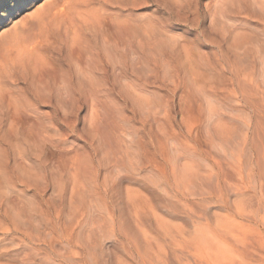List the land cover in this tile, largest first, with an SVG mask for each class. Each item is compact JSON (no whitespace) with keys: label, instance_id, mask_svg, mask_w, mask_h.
<instances>
[{"label":"rangeland","instance_id":"rangeland-1","mask_svg":"<svg viewBox=\"0 0 264 264\" xmlns=\"http://www.w3.org/2000/svg\"><path fill=\"white\" fill-rule=\"evenodd\" d=\"M193 1L114 0L50 39L38 85L71 60L74 101L41 92V119L22 105L34 63L1 91L0 264H264V0ZM33 2L0 34L37 26ZM100 26L138 55L88 85L74 61Z\"/></svg>","mask_w":264,"mask_h":264},{"label":"bare ground","instance_id":"bare-ground-1","mask_svg":"<svg viewBox=\"0 0 264 264\" xmlns=\"http://www.w3.org/2000/svg\"><path fill=\"white\" fill-rule=\"evenodd\" d=\"M33 1L34 0H0V22L2 21V19L4 17H7L8 15L12 14L13 11H17L18 9H21V6L28 5ZM113 1L114 0H47L43 9L39 8L40 9V11L38 9L39 12L37 10L33 11V12H35V17L33 16V19L34 18L37 20L39 19L38 21L36 20L37 22H35V24L37 23V26L34 25V26L25 27L24 29L19 31V33H15L13 35L11 33L9 36L6 35L7 37L0 34V93H1V91H4L2 93L5 94V92H6L5 90H8L10 93L11 88H13L12 86H14L16 88V86L19 85V83L20 84L25 83L24 80H26V77H25L26 76V71H25L26 65L28 63H30V65L32 67L33 63H34V66L32 67L33 69L31 68L33 70V72L36 73L35 75L33 73V75L36 77L31 75V76H33L32 77L33 80L35 78L34 83L33 82H32L33 84L30 83L32 80L27 81V82H29L31 84V86L33 85L35 89L34 88L31 89L33 86L30 88L28 84H27V86L25 85L24 87H22L23 90L21 89V91H22L21 93L23 94V99H24L23 100L24 102L22 105L25 106V109L27 111H30L32 113V116H34L33 118H36V120L40 118V115H39L35 105H36L37 101L39 100L38 99L39 97H37V95L40 96L41 92L44 93V92H49L50 90L51 91L56 90V93L58 94L57 97L56 96L54 97V95L49 96V97H51V96L54 97V99H56V102L61 101L62 103H71L72 100L74 101V99L71 95L72 94L71 91H72V88H75V87L73 84L71 85V82L65 81L67 79V77H64V76H66V74L72 73L71 72L72 70H70L73 67L71 65V60L69 61V63H67V66H66L67 69H65V71L63 73L64 76L62 75L63 77H62V79H60V80H62L61 82L59 80V82L55 81L53 84L47 83L42 88H40V85H38L40 83H44L45 80L47 81V77H48V74L50 71L52 73H54V71H52L53 69L51 70V68H47L48 67L47 61H50V58L48 60V56L50 54L47 56V54H45L46 53L45 49L50 47L49 46L51 43L50 39H52L53 42H56V41L60 42V41H58L59 39L57 38V36L59 37L62 34L69 35L71 32H73V33L78 32V30L80 29V27L82 25L81 23H83L85 20H87L88 14L90 15L88 18L91 17L92 7L97 6V10L103 9V8L106 9L105 6L109 2H113ZM186 1H188V0H186ZM189 3H188L189 6H193L195 8H198L200 5L199 2H196L193 0L192 1L189 0ZM185 4H186V2H185ZM177 7L180 8L181 4L178 5ZM108 11H110V10H108ZM32 13H31V15H33ZM36 15L38 16V18ZM150 22L148 23L149 26H150ZM21 24L19 26L23 27L24 25L23 24L21 25ZM31 24H29V25H31ZM100 24L101 23H99V25ZM151 26H153V24H151ZM14 27H16V25ZM146 28L149 29L150 27H146ZM141 29H142V26H141ZM161 29H163V28H161ZM144 30L147 31V29H144ZM74 31H76V32H74ZM97 31L99 33V38L102 42L101 47L100 46L99 47H97V46L96 47H88L89 45L86 47L83 44V46H81V48H80V52H78L79 55L78 56L76 55L77 57H76V60L74 61V65L76 67V72H77L76 75L85 77L84 81H87L88 85L91 82H92L91 84H93V85L96 84L95 77H96V75L98 76V74H96V69H94V68L97 67V70H100V69H105V67L106 68L109 67L110 69H112L115 72L121 71L123 68L119 65L120 63L118 64V62H119L118 60L124 56L134 58V56L137 54L136 50L133 49V46H132L133 40L131 39V37H128L126 42L124 41L122 44L123 39L120 38L121 36H119V34H117L118 36L115 34L116 36L115 35L114 36L116 38L114 39V37H110L111 34L109 32H107L106 29L102 28L101 26L99 27V29ZM164 32H166V31L164 30L163 33ZM3 34H6V33L3 32ZM152 35L153 34H151V32L150 33L148 32L146 39H149V41L152 40V37H154ZM111 39L113 40V42H115V44H120L121 46L122 45L125 46V44H126V47L123 48V50H121V51L116 50L114 53L108 52V50H105L106 48L104 46L108 43H113L111 41ZM52 44H51V46H52ZM102 44H103V46H102ZM108 45H110V44H108ZM80 56H81L80 60H82V61L83 60L85 61V59H87V61H91V60L94 61L93 62L94 67L91 65L92 63L89 64V62H87V61H86V64H87L86 66L82 65V61L80 62V60H78L79 59L78 57H80ZM49 57H51V56H49ZM62 61H64V60H62ZM27 69L30 70V68H27ZM54 70H56V69H54ZM51 72H50V74H51ZM55 73H56V71H55ZM43 75H45L46 77ZM87 79H89L91 82L89 83V80H87ZM92 79L95 81H93ZM63 81H64V84H62ZM101 85H103V84H101ZM8 86H10V89ZM17 88L20 90L21 87H17ZM37 90H39V91H37ZM12 93H14V92H12ZM43 96H45V94ZM49 99L51 100V98H49ZM3 116H4V114H2L0 116V119H3ZM12 129L13 130H12L11 134L13 133L14 136L21 137L24 135L23 130H21L19 128H14V127ZM3 138H4L3 136H0V149L4 152H7L9 150V148L7 146H5L6 144H4L5 140Z\"/></svg>","mask_w":264,"mask_h":264}]
</instances>
